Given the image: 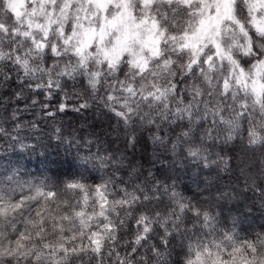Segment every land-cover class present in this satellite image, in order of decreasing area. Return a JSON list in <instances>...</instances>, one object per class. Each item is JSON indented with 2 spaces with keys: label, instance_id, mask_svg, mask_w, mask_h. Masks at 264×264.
Masks as SVG:
<instances>
[{
  "label": "snow or ice",
  "instance_id": "1",
  "mask_svg": "<svg viewBox=\"0 0 264 264\" xmlns=\"http://www.w3.org/2000/svg\"><path fill=\"white\" fill-rule=\"evenodd\" d=\"M0 264H264V0H0Z\"/></svg>",
  "mask_w": 264,
  "mask_h": 264
},
{
  "label": "trees",
  "instance_id": "2",
  "mask_svg": "<svg viewBox=\"0 0 264 264\" xmlns=\"http://www.w3.org/2000/svg\"><path fill=\"white\" fill-rule=\"evenodd\" d=\"M59 122L65 127H71L73 129L80 130L87 129L88 125L93 122V118L91 114H77L69 112L67 115L62 114L61 117H59ZM48 131H51V128H49ZM53 159H55V157H53ZM65 167L67 166L65 165ZM31 168L34 172L38 171L34 161L31 165Z\"/></svg>",
  "mask_w": 264,
  "mask_h": 264
}]
</instances>
